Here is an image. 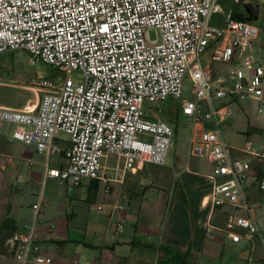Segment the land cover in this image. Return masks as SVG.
<instances>
[{
    "label": "built area",
    "instance_id": "1",
    "mask_svg": "<svg viewBox=\"0 0 264 264\" xmlns=\"http://www.w3.org/2000/svg\"><path fill=\"white\" fill-rule=\"evenodd\" d=\"M216 14H223L218 0H0V55L24 50L30 65L62 74L30 81L41 93L35 109L0 105V126L11 129L15 142L49 157L62 154L64 165L46 168L44 179L75 187L96 180L107 194L111 181L100 171L109 157L122 161V176L143 165L166 166L174 130L147 105L180 99L187 77L193 100L183 101L181 114L191 124L188 159L212 165L208 202L231 209L219 230L232 244L264 249V178L251 166L253 159L264 167V147H235L222 131L234 103L264 104V55L254 49L264 39L257 26L231 12L212 25ZM213 64L225 69L213 76ZM233 151L250 160L234 159ZM249 179L260 192L255 204L246 196ZM43 201L40 194L33 221L8 241L18 264H52L35 239Z\"/></svg>",
    "mask_w": 264,
    "mask_h": 264
},
{
    "label": "crops",
    "instance_id": "2",
    "mask_svg": "<svg viewBox=\"0 0 264 264\" xmlns=\"http://www.w3.org/2000/svg\"><path fill=\"white\" fill-rule=\"evenodd\" d=\"M257 9L255 22L259 23L263 40L264 12ZM254 49L264 55V44ZM40 97L41 93H35V98L23 106L0 105L33 110ZM240 102L232 107L245 111ZM233 117L222 126L227 129L229 143L238 148L247 142L263 147L264 132L251 122L246 129L233 132ZM10 131L0 126V221L12 222V234L23 233L33 221L31 207L41 194L43 211L35 239L52 264H181L180 255L184 254L190 264H213L225 249L233 251L229 257L233 264H264L259 243L232 244L228 235L219 230L231 209H214L208 202L213 167L205 158L188 159L187 151L186 157L174 162L173 167L166 165L153 171L143 165L122 176V161L109 157L100 171L111 181L106 194L96 180L75 187L69 182L44 179L46 168L64 165L62 154L49 157L34 146L15 142ZM56 143L66 148L64 142ZM232 157L250 160L236 151ZM251 166L259 178H264L261 164L251 159ZM245 191L251 204L260 202V192L252 179L246 183ZM260 220L258 217L259 223ZM120 222L123 227L117 232ZM0 264L18 263L13 255H0Z\"/></svg>",
    "mask_w": 264,
    "mask_h": 264
},
{
    "label": "rangeland",
    "instance_id": "3",
    "mask_svg": "<svg viewBox=\"0 0 264 264\" xmlns=\"http://www.w3.org/2000/svg\"><path fill=\"white\" fill-rule=\"evenodd\" d=\"M261 2L262 0H243L241 4L236 5L232 0H218L223 14L214 15L211 19V24H223L226 16L230 12L233 14L238 12L245 13V4H251L257 8L259 7L263 13L264 4ZM252 24L259 27V23L252 22ZM149 37L152 40L155 39V32L150 31ZM205 58H209V54L206 55ZM224 69L223 66L213 64L210 70L212 75L215 76L218 72ZM39 75L52 80L56 77L62 76L61 73L43 63L38 62L35 66L30 65V55L27 51L18 50L0 55V104L23 106L29 101H32L35 98V93L39 94V92L30 85V81L37 78ZM71 78L74 81H78L80 75L75 73ZM190 91V82L186 77L183 81L182 95L180 99L167 98L165 101L147 105L151 108L157 118L167 123L174 130V136L166 164L168 167H173L174 162L185 158L188 151L191 124L189 120L181 114V105L184 100H193ZM31 103L32 102H30V104ZM240 105L246 110L239 111L237 107V110H234L233 108V122H235L233 125V132H236V130L239 132L246 129L249 122L256 125L258 131L264 132V104L259 103L253 105L251 102L244 100L240 102ZM257 109H261L262 113L258 114ZM1 128H6V126H1ZM257 130L255 129L256 132H258ZM222 131L225 138L229 141L227 129L222 127ZM253 138L255 139L257 137L254 135ZM138 139L142 141L147 140L142 136H139ZM112 162L113 160H110V163ZM145 167L146 169L153 171L162 169L153 165H146ZM261 249L264 256V249L262 247ZM230 255H233V251L225 249L221 256L213 260V264H233L232 261L229 260Z\"/></svg>",
    "mask_w": 264,
    "mask_h": 264
},
{
    "label": "trees",
    "instance_id": "4",
    "mask_svg": "<svg viewBox=\"0 0 264 264\" xmlns=\"http://www.w3.org/2000/svg\"><path fill=\"white\" fill-rule=\"evenodd\" d=\"M234 18L242 22H255L258 19V9L250 4L245 5V13L238 12L234 14ZM262 177V176H261ZM10 220L0 221V255H13V249L8 245V241L12 237L13 227ZM181 264H190L187 262V255H180Z\"/></svg>",
    "mask_w": 264,
    "mask_h": 264
}]
</instances>
